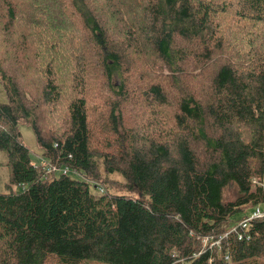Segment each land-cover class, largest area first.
<instances>
[{"label":"trees","instance_id":"1","mask_svg":"<svg viewBox=\"0 0 264 264\" xmlns=\"http://www.w3.org/2000/svg\"><path fill=\"white\" fill-rule=\"evenodd\" d=\"M0 82V264H264V0H0Z\"/></svg>","mask_w":264,"mask_h":264},{"label":"rangeland","instance_id":"2","mask_svg":"<svg viewBox=\"0 0 264 264\" xmlns=\"http://www.w3.org/2000/svg\"><path fill=\"white\" fill-rule=\"evenodd\" d=\"M0 102H7V96H6V93L4 91L3 84L1 82H0ZM19 127H20V131L22 133V139H23L24 143L30 149V155H31V157L33 159V162L34 163L39 162L40 161V157L42 156V152H41V149L38 146L35 134H34L32 128H31V126L29 124H21ZM5 159H6L5 153L4 152H0V161H4ZM111 178L116 179L118 182L123 180V177L121 175H119V174L111 175ZM9 180H10V169L8 167H6V166L0 165V191H6V184L9 183ZM101 186L105 190L107 189L109 193L113 189H115V188H111V187H109L110 188L109 189L107 186L105 187L104 185H101ZM18 189H19V187L16 186L15 190H18ZM119 191L120 190L115 189V192H119ZM231 192H232L231 188L226 189L227 199L229 198V193H231ZM232 198H234V197H232ZM261 206H263V205L256 206L255 211L254 212L251 211L252 213L250 212L251 213V215H250L251 218L257 219V218H260V217L264 216V210H262ZM240 217H242L241 214L237 215L235 219L238 220V218H240ZM242 221L243 220H239V221H237L236 223H233V224L237 225V224H240ZM208 243H211L212 247H210V248H216L217 247V245L213 244L212 240H210V242H207L205 244L208 245ZM213 245H214V247H213Z\"/></svg>","mask_w":264,"mask_h":264},{"label":"built area","instance_id":"3","mask_svg":"<svg viewBox=\"0 0 264 264\" xmlns=\"http://www.w3.org/2000/svg\"><path fill=\"white\" fill-rule=\"evenodd\" d=\"M70 172H73V173H76V174H79L80 173L79 171L71 170L68 167L63 168V173L69 174ZM96 185L98 186V184H96ZM98 189L102 193H105L106 192L105 189L101 185L98 186ZM261 208H262V210H264L263 206H261ZM255 209L252 210V212H254ZM251 213L248 216H246L244 219H242L243 221L240 224H237V226L235 225L232 228V230L230 229L228 232L235 231V232H237V234L239 236V239H244V238L249 239L251 237V235H250L248 229H249V226H250L252 220L254 219V218H251L250 217ZM261 218H264V216L263 217H260V218H257V219H261ZM241 229H243V232L244 233L241 232ZM217 243H220V240H218Z\"/></svg>","mask_w":264,"mask_h":264}]
</instances>
